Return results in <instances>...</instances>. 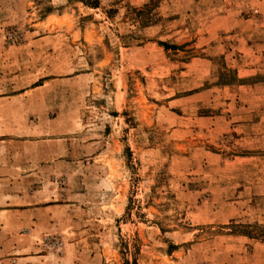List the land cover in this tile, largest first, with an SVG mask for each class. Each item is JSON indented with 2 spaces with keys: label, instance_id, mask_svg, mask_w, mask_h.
<instances>
[{
  "label": "rangeland",
  "instance_id": "obj_1",
  "mask_svg": "<svg viewBox=\"0 0 264 264\" xmlns=\"http://www.w3.org/2000/svg\"><path fill=\"white\" fill-rule=\"evenodd\" d=\"M0 264H264V0H0Z\"/></svg>",
  "mask_w": 264,
  "mask_h": 264
},
{
  "label": "trees",
  "instance_id": "obj_2",
  "mask_svg": "<svg viewBox=\"0 0 264 264\" xmlns=\"http://www.w3.org/2000/svg\"><path fill=\"white\" fill-rule=\"evenodd\" d=\"M94 6L98 7V3H95V5H94Z\"/></svg>",
  "mask_w": 264,
  "mask_h": 264
}]
</instances>
